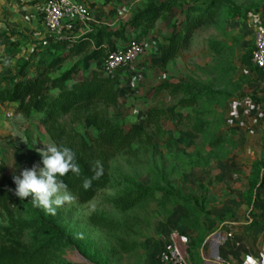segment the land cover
Here are the masks:
<instances>
[{"label": "rangeland", "instance_id": "1", "mask_svg": "<svg viewBox=\"0 0 264 264\" xmlns=\"http://www.w3.org/2000/svg\"><path fill=\"white\" fill-rule=\"evenodd\" d=\"M43 1L0 0V75L14 74L38 42L55 47L52 44L56 42L42 20ZM80 1L90 12V20L85 25L100 24L116 29L147 2L160 0ZM224 1L243 8H257L259 12L239 17L232 25H227L220 16L197 28L189 45L168 62L164 71L157 62L165 35H153L155 43L147 39L144 43L138 39L143 46L141 54L130 66L115 71L122 74L126 67L131 68L129 78L124 77L123 84H116L121 103L110 109V116L118 124L135 125L142 117V104L149 101L150 104L168 106L173 101L165 92L157 97L149 93L150 87L157 82L177 81L187 76L227 89L233 82L240 86L239 93L228 101L223 113L221 128L225 140L219 147L209 146L205 136L178 130L175 120L167 121L164 127L172 138V146H167L163 140L159 143L161 151L155 162L159 175L145 172L139 165L120 167L123 174L145 185L154 184L161 176L173 189L198 196L199 210L182 203L175 205L172 201L163 204L150 201L122 213L103 201L104 196L115 194V189L103 190L86 203H78L75 198L73 203L58 208L55 215L47 213L72 239L73 245L62 253L65 260L81 264H160L155 256L171 233L186 234L188 244L192 238L207 242L218 230L243 224L252 211L255 213L257 207L248 209L246 196L258 181L259 174H264V124L258 116L261 110L252 103L250 96H264V68L250 71L247 66L239 64L237 58L244 51H252L255 31L264 26L260 16V11L264 12V0ZM177 10L173 11V16L178 14ZM157 21L159 31L171 28L172 17L167 23ZM12 33L16 35L11 36ZM66 33L71 35L72 32ZM131 36L136 37L134 32H129L124 41ZM148 38L152 40L150 36ZM12 39L20 41L18 52L11 51ZM212 40L222 41L228 47L220 59L211 50ZM122 41L118 40V43ZM72 62L73 59L65 63L70 65ZM230 62L238 67L231 76L228 75ZM222 71L227 75L222 76ZM137 74L142 75L141 80L136 79ZM7 112H10V117H7ZM18 114L15 106L0 105V161L6 165L3 180L14 190L13 176L38 164L30 151L42 148V143H51L37 119L18 122L15 119ZM78 128L82 130L85 127L79 125ZM14 129L24 136L28 134L30 142L20 141ZM254 203L255 198L252 205ZM94 212L115 219H128L132 234L125 239L135 242V249L123 252L116 241L117 233L89 221L88 217ZM186 262L189 264L188 259Z\"/></svg>", "mask_w": 264, "mask_h": 264}, {"label": "trees", "instance_id": "2", "mask_svg": "<svg viewBox=\"0 0 264 264\" xmlns=\"http://www.w3.org/2000/svg\"><path fill=\"white\" fill-rule=\"evenodd\" d=\"M176 9L178 14L173 16ZM258 12L257 8H243L224 0L149 1L116 29L93 24L85 32L77 36L72 33L65 40L53 37L55 47L38 42L14 74L0 75V105H13L25 119H37L52 143L76 153L82 175L69 173L63 179L78 203L90 201L103 190L115 189L116 193L104 196L103 201L122 213L150 201L182 203L198 211V196L173 189L161 176L154 184L145 185L123 174L120 167L139 165L145 172L159 175L155 163L161 151L159 143L163 140L172 146V138L164 127L167 121L175 120L178 130L205 136L209 146L219 147L225 140L221 128L223 113L228 101L239 93L240 86L233 82L227 89L187 76L177 81L157 82L149 93L157 97L165 92L173 101L168 106L149 105L141 125L124 126L110 116L109 110L119 100L115 90L117 72L105 74L93 70L89 77L77 74L88 61L102 62L108 52L117 48L116 42L124 40L129 32H134L138 39L136 30L155 27L158 19L172 17L170 33L157 63L164 71L168 62L189 45L197 28L220 16L227 25H232L237 18ZM260 16L264 20V12L260 11ZM11 44V51L18 52L20 41L12 39ZM210 45L219 59L228 50L222 41L212 40ZM251 53L242 52L237 62L257 72L262 68L253 65ZM76 57L79 58L68 67L60 68ZM228 68L231 76L238 67L230 62ZM222 74L227 75L226 71ZM250 100L261 110L258 116L264 124V96L251 95ZM79 125L85 128L81 130ZM25 137L30 142L28 134ZM30 154L42 167L37 149H32ZM97 160L103 165V175L86 191L82 181L93 175L92 165ZM5 169L4 161H0V264H81L62 257L64 250L73 245L72 239L51 215L33 206L29 198L22 201L15 195V190L4 183ZM263 185L264 174L260 173L246 196L248 209L253 207L255 191ZM248 217L245 226L259 222L254 215ZM88 219L117 233L116 241L123 252L135 249V242L125 239L132 234L128 219H115L99 212L92 213ZM204 243V239L192 238L188 244L191 256H199L198 247Z\"/></svg>", "mask_w": 264, "mask_h": 264}, {"label": "built area", "instance_id": "3", "mask_svg": "<svg viewBox=\"0 0 264 264\" xmlns=\"http://www.w3.org/2000/svg\"><path fill=\"white\" fill-rule=\"evenodd\" d=\"M41 11L44 25L56 40L67 39L71 36L66 33L67 31L72 32L78 24H85L90 20L89 8L80 0H44ZM142 49V43L136 37L131 36L124 46L107 53L100 63V70L105 74H112L122 65L130 66L133 60L141 54ZM251 60L256 67L264 68V26H260L255 31ZM141 78V74L136 75L137 80ZM6 115L10 117L11 114L7 112ZM230 235L231 232L217 233L209 240V248L214 257L218 258V246ZM187 244L186 234L173 232L158 250L155 259L160 264H187ZM239 264L264 263L256 256L247 253Z\"/></svg>", "mask_w": 264, "mask_h": 264}, {"label": "clouds", "instance_id": "4", "mask_svg": "<svg viewBox=\"0 0 264 264\" xmlns=\"http://www.w3.org/2000/svg\"><path fill=\"white\" fill-rule=\"evenodd\" d=\"M15 119L22 122L24 118L22 114H18ZM14 134L27 144V138L19 130L14 129ZM42 144L43 147L39 148L38 152L43 166L34 164L31 168L23 169L20 175L13 176L16 184L15 195L22 201L30 197L33 206L55 215L58 208L75 201L63 177L69 173L79 177L82 175V169L72 149L54 143ZM92 172L91 177H84L82 181L86 191L92 188L94 180L103 175V165L100 161L93 163Z\"/></svg>", "mask_w": 264, "mask_h": 264}, {"label": "crops", "instance_id": "5", "mask_svg": "<svg viewBox=\"0 0 264 264\" xmlns=\"http://www.w3.org/2000/svg\"><path fill=\"white\" fill-rule=\"evenodd\" d=\"M158 20L161 21L162 23H167L168 19H158ZM94 25H100V24H94ZM156 26H157V24H156ZM156 26L151 28V29L139 28L138 30H136V33L139 36L138 39L144 43H145L146 39L148 42L155 43L156 37L153 35H156L158 33L160 35H165V39L163 40L162 46H161V52H162L163 46L166 43V38L168 37L171 28H169V29L164 28L162 31H159V29H157ZM88 29H89V26H87L85 24H78L75 27V29L72 31L73 36H77V35L85 32ZM149 36L152 38L153 41L149 40V38H148ZM160 37L161 36H158V38H160ZM125 42L126 41H124V40L120 43H118V41H117L116 42L117 47L124 46ZM78 58L79 57L74 58L73 61H75V59H78ZM100 63H101V61H88V62H86L85 64H83L82 69L80 70V72L77 75L89 77L93 70H100ZM68 66H69V64L65 63V64H62L60 66V68L62 69L64 67H68ZM124 70L125 71H123L122 74H117V78H116V82H115V90L119 96V100L114 105H118L119 103H121V99H122L116 84H123L124 77L129 78V74L131 73V72L129 73L131 68L126 67ZM142 105H144L142 117L140 118V120H138V122L135 125H129V126L141 125V123L144 119V116H145V110L151 104L149 103V101H147L145 104H142ZM113 106H111V107H113ZM111 107H110V109H111ZM19 114H21V113H19ZM27 120H32V119H27ZM48 139H49V137H48ZM36 162H37V160H36ZM255 195H256V198H255V203L253 206H254V208L257 207V209L254 210L255 213H253V211H252V213L249 215H254L256 218L259 219V222L252 225V226H245L246 222H244L243 224L240 223L239 225H237L235 227L229 226L222 231L218 230L217 232L212 234V236H213L217 233L226 234L227 232H231V235L229 237H227L220 246H218V258H216L212 255V252L209 248V240L207 242L205 241V243L202 246L198 247V252H199L198 255L199 256H196V255L191 256V254L189 253L188 246H187L186 255H187V259L189 261V264H208V263H211V264H239L240 261L242 260L243 256L247 253H250V254L256 256L257 258L261 259L262 262L264 263V214H262V212L264 211V185H263V187H261L260 189H257L255 191ZM212 236H211V238H212ZM204 253H205V255H204Z\"/></svg>", "mask_w": 264, "mask_h": 264}, {"label": "bare ground", "instance_id": "6", "mask_svg": "<svg viewBox=\"0 0 264 264\" xmlns=\"http://www.w3.org/2000/svg\"><path fill=\"white\" fill-rule=\"evenodd\" d=\"M204 255H205V253H204ZM207 256V255H206Z\"/></svg>", "mask_w": 264, "mask_h": 264}, {"label": "water", "instance_id": "7", "mask_svg": "<svg viewBox=\"0 0 264 264\" xmlns=\"http://www.w3.org/2000/svg\"><path fill=\"white\" fill-rule=\"evenodd\" d=\"M37 151H38V149H37Z\"/></svg>", "mask_w": 264, "mask_h": 264}]
</instances>
